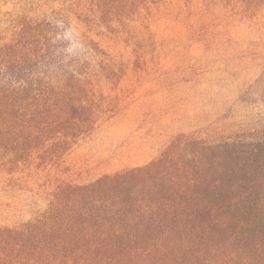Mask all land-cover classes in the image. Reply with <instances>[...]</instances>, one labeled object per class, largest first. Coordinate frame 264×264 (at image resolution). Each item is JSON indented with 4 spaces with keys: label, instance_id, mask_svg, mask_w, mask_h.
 Segmentation results:
<instances>
[{
    "label": "trees",
    "instance_id": "trees-1",
    "mask_svg": "<svg viewBox=\"0 0 264 264\" xmlns=\"http://www.w3.org/2000/svg\"><path fill=\"white\" fill-rule=\"evenodd\" d=\"M237 13L264 0H0V264H264V131L136 137L163 38Z\"/></svg>",
    "mask_w": 264,
    "mask_h": 264
},
{
    "label": "rangeland",
    "instance_id": "rangeland-1",
    "mask_svg": "<svg viewBox=\"0 0 264 264\" xmlns=\"http://www.w3.org/2000/svg\"><path fill=\"white\" fill-rule=\"evenodd\" d=\"M229 17L220 29L216 25L215 31L203 29L186 36L184 45L173 35L172 40L163 38L166 47L168 42L180 46L165 52L173 59L162 63L163 70L156 60L157 71L153 65L145 66L147 73L140 74V105L152 110L151 116H142L143 126L136 134L141 146L153 141V136L165 143L176 133L209 138L263 136L264 19L245 13ZM173 20L180 23L176 17ZM57 38L65 41L63 35ZM146 81L154 86L150 91ZM150 117L159 119L166 131ZM150 125L156 130L149 132L145 126Z\"/></svg>",
    "mask_w": 264,
    "mask_h": 264
}]
</instances>
